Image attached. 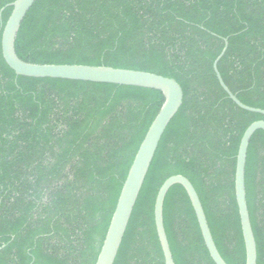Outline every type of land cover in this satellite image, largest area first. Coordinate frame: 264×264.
Masks as SVG:
<instances>
[{"label": "trees", "instance_id": "obj_1", "mask_svg": "<svg viewBox=\"0 0 264 264\" xmlns=\"http://www.w3.org/2000/svg\"><path fill=\"white\" fill-rule=\"evenodd\" d=\"M0 0V264H95L134 156L164 99L107 84L16 77L1 51L11 15ZM264 0H37L15 52L35 65L146 72L175 81L183 103L165 130L114 264H164L154 226L162 184L186 178L226 264H245L235 201L245 130L264 120ZM245 193L264 264V132L251 138ZM163 225L174 264H214L184 189L173 186Z\"/></svg>", "mask_w": 264, "mask_h": 264}, {"label": "water", "instance_id": "obj_2", "mask_svg": "<svg viewBox=\"0 0 264 264\" xmlns=\"http://www.w3.org/2000/svg\"><path fill=\"white\" fill-rule=\"evenodd\" d=\"M37 0H17L9 5L12 8L1 38V51L5 64L16 77L31 79H53L133 87L160 92L164 102L146 132L129 168L112 214L105 238L95 264H114L123 241L133 209L141 192L143 183L153 161L161 138L183 103V92L173 80L154 74L114 69L110 67H91L82 65H35L20 60L15 52V42L26 15ZM213 63L216 79L228 99L242 111L262 115L264 111L247 107L240 103L225 86L217 70V65L226 53L228 40ZM257 131L264 132V120L251 124L244 132L236 156L234 192L245 248V264H256V244L249 220L245 193V166L247 150L252 136ZM173 186H180L186 192L194 211L198 227L214 264H226L218 253L211 236L206 217L196 191L190 182L182 176L167 179L158 190L154 203V226L161 248L164 264H174L163 225V205L165 197ZM5 245L0 247V252Z\"/></svg>", "mask_w": 264, "mask_h": 264}]
</instances>
